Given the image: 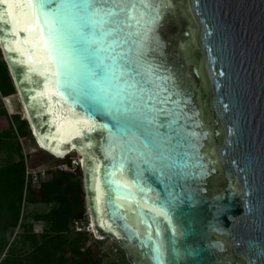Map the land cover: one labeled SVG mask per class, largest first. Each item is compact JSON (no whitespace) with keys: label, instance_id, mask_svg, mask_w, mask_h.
Returning a JSON list of instances; mask_svg holds the SVG:
<instances>
[{"label":"water","instance_id":"obj_1","mask_svg":"<svg viewBox=\"0 0 264 264\" xmlns=\"http://www.w3.org/2000/svg\"><path fill=\"white\" fill-rule=\"evenodd\" d=\"M102 3L103 55L123 57L122 128L49 97L0 0V46L38 143L82 154L95 234L129 264H264V0Z\"/></svg>","mask_w":264,"mask_h":264},{"label":"trees","instance_id":"obj_2","mask_svg":"<svg viewBox=\"0 0 264 264\" xmlns=\"http://www.w3.org/2000/svg\"><path fill=\"white\" fill-rule=\"evenodd\" d=\"M0 95L6 109L14 112L13 99L17 94L4 60H0ZM3 103L0 100V151L15 150L18 157L0 165V264H100L98 243H86L88 233L74 232L69 227L72 220L85 219V191L79 166L74 172L51 169L45 164L47 158L55 157V165L70 164V159L63 161L37 142L43 152L27 149L24 154L22 143L30 136L27 121L18 113L8 114ZM41 169L46 170V178L32 185L26 179V170ZM26 204H47L49 208L24 215ZM29 216L43 223L40 233L34 231ZM18 228L22 229L20 237L28 245L27 250L20 251L13 244Z\"/></svg>","mask_w":264,"mask_h":264},{"label":"snow or ice","instance_id":"obj_3","mask_svg":"<svg viewBox=\"0 0 264 264\" xmlns=\"http://www.w3.org/2000/svg\"><path fill=\"white\" fill-rule=\"evenodd\" d=\"M4 2L7 3L13 35L19 37L21 31L26 34L27 42L35 53L30 56V62L44 76L49 97L55 95L61 101L73 106L78 104L86 111L91 108L93 113L99 111L109 115L116 121V126L122 128V110L118 107L116 87L119 77L124 74V66L120 63L123 57L121 54L103 55L106 49L101 46L107 35L103 26L113 15V8H95L86 25H73L69 33L63 27L66 19L64 9L67 6L76 8L80 4L91 7L93 0H54L55 8L51 7L50 0ZM2 17L0 13V20ZM17 43L23 48L22 39ZM77 45L83 47L78 49ZM70 47L91 61L90 71L83 79L68 71ZM88 123L95 125L96 122Z\"/></svg>","mask_w":264,"mask_h":264},{"label":"rangeland","instance_id":"obj_4","mask_svg":"<svg viewBox=\"0 0 264 264\" xmlns=\"http://www.w3.org/2000/svg\"><path fill=\"white\" fill-rule=\"evenodd\" d=\"M0 60L6 61L5 57L3 55V52H1V49H0ZM15 94H17V95L13 99L14 104H15V108H16V110L14 112H9L6 109V107L3 103V98L1 95H0V100L2 101L3 106L7 110L8 114L18 113L22 117H24L27 121L28 129L30 130V136L25 141V143L24 142L22 143V152L25 154L27 149L32 153L41 152L42 150L44 151V149H41L38 146L40 144L38 143L36 137L33 135L34 133H33L32 128L30 126L29 120L27 118V115H26V112H25V109L23 107V104H22V101H21V98L19 96L18 91L15 92ZM36 142L38 143V145ZM17 157L18 156L15 153V150H11L10 152H8L6 150H1L0 151V165L4 164L7 161L17 159ZM73 157H79L78 153H76L74 151L70 152L67 156H65V158H62V159H63V161H65L67 158L71 159ZM54 158L52 156V157H49L45 160V162H46L45 164L47 166H49L51 169L57 168V165L54 164ZM79 168L81 170L80 178H81L83 189H84L83 168L82 167H79ZM48 208H49V205H47V204H26L23 208V213H24V215H27V214L30 215V214H33L36 212L41 213V212H45ZM30 216H29V221L32 222L34 231L36 233H40L42 231V229L44 228L43 223L41 221H33L32 219H30ZM91 225H92V223H91ZM17 232H18V234L16 235L13 244H15L16 248L20 251L27 250L28 245L23 244L21 237H20V233L22 232V229L18 228ZM92 241H96L98 243L99 257L101 260L100 264H108L110 262H117L118 264H129L126 257H125L123 250L119 246H117L115 243L111 242L108 238L96 240L92 234H89L87 239H86V243H90Z\"/></svg>","mask_w":264,"mask_h":264},{"label":"clouds","instance_id":"obj_5","mask_svg":"<svg viewBox=\"0 0 264 264\" xmlns=\"http://www.w3.org/2000/svg\"><path fill=\"white\" fill-rule=\"evenodd\" d=\"M98 7H105V5L102 3V0H93L91 7H85L83 4H80L76 8L67 6L64 9V13L66 16L65 23L63 25L64 30L71 33L73 25H86L89 21L91 13L95 8ZM76 47L79 49L83 46L77 45ZM69 60L70 66L68 71L70 74H74L80 79H83L88 75L90 71L91 61L87 59L82 52L73 51L70 47ZM69 91L71 90L69 89Z\"/></svg>","mask_w":264,"mask_h":264},{"label":"built area","instance_id":"obj_6","mask_svg":"<svg viewBox=\"0 0 264 264\" xmlns=\"http://www.w3.org/2000/svg\"><path fill=\"white\" fill-rule=\"evenodd\" d=\"M65 156H62L59 158H65ZM76 166L81 167L80 160L78 157H73L70 159V164H67L66 162L60 163L59 165H57V169L74 172ZM45 178H46L45 169L26 170V179H29L32 185L40 184V182L43 181ZM69 227H70V230L74 232H86L88 234H92L95 239H98L97 235L95 234L91 226L90 215L87 209L85 212V219L84 220H72L70 222Z\"/></svg>","mask_w":264,"mask_h":264},{"label":"bare ground","instance_id":"obj_7","mask_svg":"<svg viewBox=\"0 0 264 264\" xmlns=\"http://www.w3.org/2000/svg\"><path fill=\"white\" fill-rule=\"evenodd\" d=\"M0 49H1V47H0ZM1 52H2V49H1ZM35 136V135H34ZM45 149V148H44ZM45 150H47V149H45ZM48 152H50L49 150H47ZM76 152V153H78L77 152V150H74V148H72L71 150H69L68 152H66L63 156H65L66 154H69L70 152ZM51 154H53L52 152H50ZM53 155H55V154H53ZM56 157H62V156H58V155H55ZM78 158H79V160H80V165H81V167L83 168V161H82V154H78ZM87 210H88V208H87ZM88 212H89V210H88ZM90 221H91V223H92V228H93V231L95 232V230H94V227H93V222H92V219L90 218Z\"/></svg>","mask_w":264,"mask_h":264}]
</instances>
